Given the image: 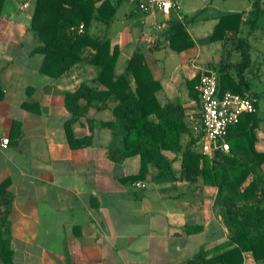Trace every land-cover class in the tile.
I'll use <instances>...</instances> for the list:
<instances>
[{"label": "crops", "instance_id": "0c3cea01", "mask_svg": "<svg viewBox=\"0 0 264 264\" xmlns=\"http://www.w3.org/2000/svg\"><path fill=\"white\" fill-rule=\"evenodd\" d=\"M176 2L178 7L170 16L159 11H134L133 3L126 11L129 18H136L137 12L142 17L153 18L155 23L149 24L148 29L157 31L155 37L149 34L146 37L143 30L133 36L131 29V40L121 37L122 32L108 35L112 24L102 31L104 27L98 21H92L89 27L93 32H106L112 46H120L118 73L125 69L136 47L142 46L155 77L163 86L158 92L159 98L163 102L177 101L167 90L175 89V84L180 83L187 98L179 101L190 112L197 106L189 96L187 80L221 60V43L205 40L212 33L217 16L234 11L244 12L246 16L252 0L243 10L223 9L215 16L216 22L209 31L195 28L202 16L188 24L186 28L195 50L180 59L174 70L166 72L155 52L169 43L162 33L166 19H184L183 0ZM214 2L207 0L200 10L205 11ZM33 10L34 0H4L0 15L3 86L0 140L10 138L9 147L0 150V183L9 180V189L14 194L8 235L15 262L217 264L210 260L221 251L203 253L231 235L215 207L217 187L204 184L202 178L196 182L159 183L152 179L155 169L151 167L143 179L147 188L136 189L134 181L126 178L139 173L141 157L129 155L116 161L108 155L113 132L101 122L111 119V106L102 109L98 108L100 103L91 106L86 115L67 127L72 114L65 105L64 92L74 90L85 79H94L98 70L93 66L82 67L60 80L43 73V54L32 52L38 42L30 30ZM260 24L264 26V18ZM260 30H249L246 36L249 39ZM253 39L257 42L261 36L255 33ZM255 60L260 64L262 75L261 62ZM259 107V115L264 117V96ZM255 132V146L264 151V121ZM69 135L75 139L88 136L91 140L88 144L73 146ZM167 155L175 158L174 163L178 162L179 166L174 167L179 169L178 155ZM262 169L264 172V164ZM243 255V264H258L251 251Z\"/></svg>", "mask_w": 264, "mask_h": 264}, {"label": "trees", "instance_id": "16d2710c", "mask_svg": "<svg viewBox=\"0 0 264 264\" xmlns=\"http://www.w3.org/2000/svg\"><path fill=\"white\" fill-rule=\"evenodd\" d=\"M3 1L0 0V15ZM125 1L128 0H34L30 30L38 42L32 52L44 56L41 71L60 80L82 67L93 66L98 70L94 79H85L74 90L64 92L65 105L72 114L67 127L86 115L91 106L98 103L99 109L111 106V119L101 122L113 132L109 157L116 161L129 155L141 157L139 173L126 179H146L153 167L152 179L159 183L196 182L202 178L204 184L216 186L215 207L231 235L203 253L221 251L210 260L217 264H243L244 252L251 251L257 263L264 264V151L255 146V130L264 121L259 115L264 93L252 89L255 80L260 79L261 69L246 36L249 30L264 31L260 24L264 0H252L246 16L238 11L219 14L212 33L205 39L219 41L222 46L221 60L205 67L216 71L220 93L229 90L256 99L255 110L230 126L227 134L230 150L211 156L203 154L198 144L203 130L197 88L202 70L187 80L189 96L197 106L188 112L179 100L163 102L159 98L163 86L142 46L136 47L125 69L118 73L120 46H112L106 32L90 30L92 21H98L104 27L102 31L106 30ZM133 9L142 11L135 4ZM203 11L185 15L183 20L166 19L162 33L172 49L193 44L186 27L197 21ZM195 125L200 127L199 131H195ZM90 140L88 136L75 139L69 135L73 146L88 144ZM166 151L178 155L179 169L173 165L175 158ZM9 186V180L0 183V264H17L8 235L14 201Z\"/></svg>", "mask_w": 264, "mask_h": 264}, {"label": "built area", "instance_id": "2783aa9c", "mask_svg": "<svg viewBox=\"0 0 264 264\" xmlns=\"http://www.w3.org/2000/svg\"><path fill=\"white\" fill-rule=\"evenodd\" d=\"M128 1L139 6L142 11H159L166 16H170L172 10L178 7L175 0ZM201 70L202 74L197 88L201 98V106L198 111L203 130L198 144L203 154L211 156L218 151L228 152L230 150V144L227 141L230 126L238 122L242 115L255 110L256 99L229 90L221 94L216 71L207 68ZM194 129L199 131L200 127L195 125ZM9 139L6 137L0 140L1 151L9 147ZM133 186L143 190L147 188L148 184L145 180L139 179L133 182Z\"/></svg>", "mask_w": 264, "mask_h": 264}, {"label": "rangeland", "instance_id": "374dc122", "mask_svg": "<svg viewBox=\"0 0 264 264\" xmlns=\"http://www.w3.org/2000/svg\"><path fill=\"white\" fill-rule=\"evenodd\" d=\"M206 3L207 0H183L182 14L186 15L196 12L198 9H202ZM248 6L249 0H215V2L210 7L203 11V13L201 14L203 19L199 24L195 26V28H198L202 31H209V27H212V25H214V23L216 22L215 16L219 13H222L224 11L223 9L233 8L235 10H243ZM129 7H132V3L128 1H125L119 7L114 22L109 28L108 35H113L116 32H122L121 37L126 38L127 40H131L132 34L133 36H136L143 30V35H146V37H148V34L155 37L157 35V31L148 29L149 24L155 23L153 18L148 17V15L142 17L141 13L143 11H140L141 13L137 12L136 18L126 17L125 13L126 11H128ZM145 21H147L146 25L144 24ZM130 29L132 30V34L130 33ZM255 33L261 36V39H259L257 42L253 39ZM255 33L251 34L249 41L252 44V53L255 59L261 62L263 74L261 75L260 79L255 80L252 85V89L257 90L260 93H264V35L262 29ZM193 48L194 43L187 47L181 48L180 50H175L171 48L169 43H165L162 48L158 49L155 52V57H158L162 60L161 63H163L164 70L166 72H169L175 69L180 59L189 56L193 52V50H195ZM180 85V83H176L175 89L173 90L167 87V91L170 93L174 100L185 101V99L187 98V93L185 90H183V88L179 87ZM184 139H186V136L184 137ZM166 153L174 155V152L172 151H166ZM174 166L178 167L179 163L175 162Z\"/></svg>", "mask_w": 264, "mask_h": 264}]
</instances>
